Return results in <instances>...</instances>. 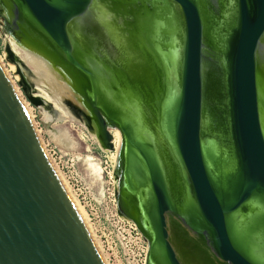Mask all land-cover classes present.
I'll list each match as a JSON object with an SVG mask.
<instances>
[{"label": "water", "instance_id": "obj_1", "mask_svg": "<svg viewBox=\"0 0 264 264\" xmlns=\"http://www.w3.org/2000/svg\"><path fill=\"white\" fill-rule=\"evenodd\" d=\"M93 1L0 0L1 18L18 43L32 36L74 76L83 104L64 105L95 117L104 149L116 150L112 129L121 133L120 188L136 201L132 221L149 243L148 264H184L170 223L226 264H264V0H218L217 12V0H154L175 5L181 38L172 62L159 56L152 115L101 54H78ZM8 53L37 85L22 52ZM213 85L218 136L206 134ZM0 264H106L1 63Z\"/></svg>", "mask_w": 264, "mask_h": 264}, {"label": "rangeland", "instance_id": "obj_2", "mask_svg": "<svg viewBox=\"0 0 264 264\" xmlns=\"http://www.w3.org/2000/svg\"><path fill=\"white\" fill-rule=\"evenodd\" d=\"M106 1H110V0H106ZM111 1H113V4L111 3V5L114 6L113 10L117 12L116 14L117 17L108 14V12L106 11L110 9L109 8L110 5L101 7L100 9L101 12H97L96 10L94 15L98 16V14H100L102 16V23L104 25L108 38L112 42L114 47L117 49V52L120 54L121 62L113 60L107 52H104L105 54L102 55L99 52V50L93 49L94 46H96L95 41H97V38L93 37L92 32L87 30V28L85 27V23H84L85 29H83L81 32L80 40L82 39L81 42H83L84 39L87 40L91 44V47L86 51L84 49L85 45L81 43V46H83V52H81V56L85 58L86 56H88V54H94L95 52L97 54H101L103 58L101 60L102 61L101 65L103 66L104 69L109 71H113L114 69L116 70L117 69L116 66H118L119 63H122L121 65L122 69L120 71V74L127 77L128 80L130 79L132 81L130 76L135 77L134 72L137 71L139 64H142L144 60L143 57L146 58L145 51L143 50L142 47L139 27L135 26L131 34L128 33L126 35H123L121 33V28H120L121 20L119 18L122 15L126 14L128 10L127 8L128 6H130L129 0H111ZM0 7L3 8L2 2H0ZM1 8H0V15H4L5 11ZM138 19L139 17L137 15V17L135 18L136 23H138ZM0 24H1L0 59L2 60V63L5 67L4 69H6V71L8 72V76H10V80L14 82L15 87L20 94L21 100L27 106L28 111L32 116V121L35 125L36 131L38 132L40 140L42 141V143L43 142L51 143L53 146L57 147L58 149L64 152H70L78 155L80 157L79 169L83 177L88 183H90L96 189L98 193H103V191L105 190L104 180L102 179L103 169H104V165H103L104 157L105 156L109 157V159L113 161L112 162L113 166L116 168L120 162L122 145L120 144V148L118 150L112 151L113 153H110L109 150L103 148L98 138V132L91 130L84 122H82L81 119L76 116L74 109L70 110L66 106L65 108H67L66 109L68 113L67 114L66 111H64L62 108L56 106L53 101L51 102V100L44 95L43 90L37 85H34L33 82L36 81L35 78L24 67L22 66L18 67L16 63H14L10 59L8 48L10 46L12 49H14V42L15 43L18 42L14 37L13 31L8 26H6L1 16H0ZM164 26L165 24L163 22L159 20L157 21L155 28L156 31L155 40L157 41L156 47L159 49V51L161 52L162 56L166 61L172 62L176 54V49L170 45L168 46L167 50H163L161 47L160 29L161 27ZM117 71L119 70L117 69ZM94 73L100 78H103L104 76L102 69L98 67L94 68ZM23 82H26L30 86L31 95L33 97L39 98L40 96L45 100H47L48 102H50L52 105H49L48 103L45 102H43L41 105L38 106L33 105L27 99L25 93L23 92V89L21 87V84ZM35 89H37L38 91H36V93H33V90ZM132 90L133 92L135 91L134 88H132ZM131 110L133 112V116L139 119L138 108L134 107ZM69 114L70 116H68ZM61 117H63V119H61ZM64 130L67 131L69 135L72 137V139L75 141L76 144L74 147H67V146L65 147L63 144H59L60 142L56 140V136L60 135L59 133L63 132ZM53 165L55 166L54 163ZM56 169L59 171L60 175L62 176V179L64 180L66 186H68V188L70 189L71 194L76 199V196L73 194L70 186L68 185V183L66 182L63 176V171L58 167H56ZM80 207L84 211L87 219V214L85 210L81 205ZM86 221L88 222V219ZM88 226L90 227L89 224Z\"/></svg>", "mask_w": 264, "mask_h": 264}, {"label": "flooded vegetation", "instance_id": "obj_3", "mask_svg": "<svg viewBox=\"0 0 264 264\" xmlns=\"http://www.w3.org/2000/svg\"><path fill=\"white\" fill-rule=\"evenodd\" d=\"M92 3V9L97 10V12H101V7L109 6L110 9L106 10L108 14L117 17V12L113 10L114 6L113 1L106 0H94ZM96 6H95V5ZM130 6H128V10L125 15H122L119 19L121 33L126 35L128 33H132L135 26L139 27L140 38L142 41V47L145 51V57H143L142 64H139L137 71L134 72V76H130L132 81L130 80V89L132 93L130 97L133 101L143 102L146 104L150 115L153 113L152 105L155 101L156 93L160 82L162 80V65L160 62V54L161 52L156 47V23L157 21H161L165 24L164 27L160 29L161 35V47L163 50H167L168 46H172L176 49L178 48V40L181 38V28L180 24L176 18L177 10L173 3L171 2H157L154 0H129ZM95 6V7H94ZM99 6V7H98ZM220 4L217 1L212 2V10L217 12L220 9ZM95 13V12H94ZM139 17L138 23L135 22V18ZM124 16V18H123ZM79 26L80 23L78 22ZM82 40V39H81ZM83 43L85 45V50L90 49L91 44L84 39L83 42L80 41V44ZM90 44V45H89ZM180 45V44H179ZM85 51V52H86ZM83 52V46H81L78 50V54L81 55ZM208 53V52H207ZM209 56V54H208ZM87 57V56H86ZM85 57V58H86ZM117 69L121 71L122 66H117ZM218 72H213L210 76V79H217ZM137 77V78H136ZM214 77V78H213ZM216 81V80H215ZM215 84V83H214ZM214 86V85H213ZM132 88L135 89L133 92ZM214 93V103H209L210 114L212 118V125L206 130V134L211 136H218L221 134V125L218 116V104L219 101V90L216 85L213 87ZM134 95V97H133ZM137 98H140L137 99ZM74 112L78 118L81 119L91 130L97 131L99 133L98 124L94 116H89L79 109H74ZM217 133V134H216ZM214 134V135H213ZM104 145L103 143H101ZM120 163V162H119ZM178 175L176 174V177ZM120 180H121V167L120 164L115 168V189L117 197L119 198L118 209L122 216L130 219L138 221L140 214L136 207V201L126 195L121 191L120 188ZM178 181V179H177Z\"/></svg>", "mask_w": 264, "mask_h": 264}, {"label": "built area", "instance_id": "obj_4", "mask_svg": "<svg viewBox=\"0 0 264 264\" xmlns=\"http://www.w3.org/2000/svg\"><path fill=\"white\" fill-rule=\"evenodd\" d=\"M113 142L117 148L116 140ZM43 146L55 166L63 171L66 182L85 210L106 264H148L150 247L147 239L134 221L119 212L113 161L104 157L102 179L105 190L98 193L83 177L78 155L64 152L51 143L43 142Z\"/></svg>", "mask_w": 264, "mask_h": 264}, {"label": "bare ground", "instance_id": "obj_5", "mask_svg": "<svg viewBox=\"0 0 264 264\" xmlns=\"http://www.w3.org/2000/svg\"><path fill=\"white\" fill-rule=\"evenodd\" d=\"M85 27L87 28V30L92 32L93 37L97 38V41H95L96 49L99 50V52L102 55L105 54L104 52H107L113 58V60L120 62V54L117 52V49L114 47V45L108 38V35L102 23V16L98 14V16L91 17L85 23ZM22 40L23 41L21 44L14 42V50H16L18 54H20V51H21L23 54L22 56L24 60H26L27 63L33 68L37 76V81H38L37 86L43 90L44 95L48 99H50L51 102L53 101L56 106L62 108L64 111H66L67 109L65 108L66 106H64V101L67 99L73 100L76 103L82 105L83 103L81 102L78 94H76L74 90L75 87H77L74 76L70 72L64 71L62 67L53 59V57L46 52V49L40 44L38 40L34 39L32 36H29V35L25 38H22ZM0 63L3 66V68H5L1 59H0ZM6 73L8 74L7 71ZM12 84L15 87L14 82H12ZM16 91L18 95L20 96L17 89ZM137 99L140 100V98H137ZM25 108L30 116V119L32 120V116L30 112L28 111V108L26 105H25ZM68 116H70V114ZM59 134L60 135L56 136V140L60 142L59 144H63L65 147L75 146L76 144L75 141L72 139V137L69 135L67 131L64 130L63 132ZM112 134L114 135V139L116 140V145H117L116 150H118L120 148V144L122 145L121 133L118 130L112 129ZM50 162L54 170L56 171V174L58 175L59 179L61 180L62 184L64 185L65 189L67 190L69 196L71 197V200L74 203L82 220L84 221L85 225L90 231L93 239H95L90 227L88 226V222L86 221L87 219H86L84 211L82 210V208L80 207V205L78 204L74 196L71 194L68 186H66V184L64 183V180L62 179V176L60 175L59 171L53 165L51 160ZM168 229H169V234H170V240L179 258L182 260L184 264H226L220 261L216 257V255L210 250L209 247L201 243L192 234L187 233L186 231H184L183 229H181L180 227L172 223L169 224ZM95 243L99 249L100 246L98 242H95Z\"/></svg>", "mask_w": 264, "mask_h": 264}, {"label": "trees", "instance_id": "obj_6", "mask_svg": "<svg viewBox=\"0 0 264 264\" xmlns=\"http://www.w3.org/2000/svg\"><path fill=\"white\" fill-rule=\"evenodd\" d=\"M21 87L23 89V92L25 93L27 99L35 106L41 105L43 102L40 98H35L31 95V91H30V86L26 83L23 82L21 84Z\"/></svg>", "mask_w": 264, "mask_h": 264}, {"label": "crops", "instance_id": "obj_7", "mask_svg": "<svg viewBox=\"0 0 264 264\" xmlns=\"http://www.w3.org/2000/svg\"><path fill=\"white\" fill-rule=\"evenodd\" d=\"M1 16V15H0ZM0 26H1V24H0Z\"/></svg>", "mask_w": 264, "mask_h": 264}]
</instances>
